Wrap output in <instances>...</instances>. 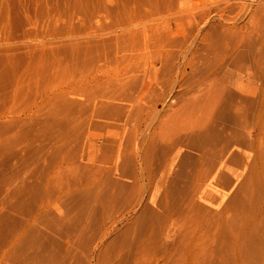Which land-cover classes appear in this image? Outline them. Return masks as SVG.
Returning <instances> with one entry per match:
<instances>
[{"label": "bare ground", "instance_id": "6f19581e", "mask_svg": "<svg viewBox=\"0 0 264 264\" xmlns=\"http://www.w3.org/2000/svg\"><path fill=\"white\" fill-rule=\"evenodd\" d=\"M252 2L246 15L243 0H213L194 21L192 32L216 54L197 68L192 61L182 65L176 86L197 75L211 83L194 92L220 91L212 77L229 75L226 94L214 99L203 123L161 143L149 134L148 148L142 141H116L110 130L95 144L100 152L84 160L95 117L103 118V127L106 119L125 123L129 117L124 103L88 99L79 116L58 125L46 142L11 149L12 166L0 179V264H240L243 231L228 230L223 212L233 198L251 231L264 221V159L258 152L264 96L254 100L255 118L248 87L226 59L236 48L264 40V0ZM261 51L250 57L256 81L264 73ZM160 74L132 76L137 88L146 89L157 87ZM133 131L135 141L138 129ZM24 166H30L27 175L21 174Z\"/></svg>", "mask_w": 264, "mask_h": 264}, {"label": "rangeland", "instance_id": "374dc122", "mask_svg": "<svg viewBox=\"0 0 264 264\" xmlns=\"http://www.w3.org/2000/svg\"><path fill=\"white\" fill-rule=\"evenodd\" d=\"M211 1L0 0V179L12 166V148L22 150L46 142L58 125L65 126L79 116V109L88 99L124 103L129 107V117L125 123L106 119L105 127L100 122L103 118L95 117L83 151L84 160L100 152L95 144L99 147L104 133V137L111 131V136L116 133V141H142L148 148L149 134L161 143L178 129L203 123L214 99L226 94L223 84L229 75L212 77L213 82L221 83L220 91L212 88L206 93L198 91L204 81L211 83L210 77L206 81L205 76L198 79L195 74L191 80L177 84L179 87L175 81L182 65L192 61L197 68L216 54L214 48L206 49L207 39L192 32L194 21H201ZM243 3L247 5L243 13L250 15L248 4L253 5L252 0ZM249 45H245L247 50L241 45L225 59L229 63L232 59L230 66H234L230 70L248 87L256 118L259 105L254 100L264 96V73L256 81L250 57H257L258 49H262L258 59L264 62V40L250 41ZM158 70L163 74L157 79V87L137 88L138 81L132 75L137 78ZM153 114V125L147 127ZM260 116L264 118V100ZM251 120L252 117L250 123ZM135 128L138 134L133 141ZM259 146L264 159V135L259 137ZM29 169L24 166L21 174L27 175ZM237 207L232 198L223 215L228 230L243 231L238 239L244 250L240 264H264V221L257 223L259 229L255 222L251 231L250 224L241 223ZM257 239L262 244H256ZM151 256L147 254V258Z\"/></svg>", "mask_w": 264, "mask_h": 264}]
</instances>
